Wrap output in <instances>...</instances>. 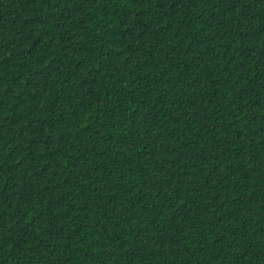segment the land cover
<instances>
[{"label": "trees", "instance_id": "obj_1", "mask_svg": "<svg viewBox=\"0 0 264 264\" xmlns=\"http://www.w3.org/2000/svg\"><path fill=\"white\" fill-rule=\"evenodd\" d=\"M0 264H264V0H0Z\"/></svg>", "mask_w": 264, "mask_h": 264}]
</instances>
